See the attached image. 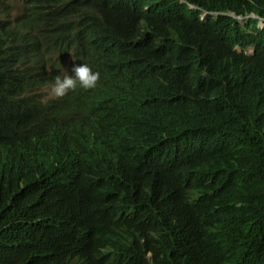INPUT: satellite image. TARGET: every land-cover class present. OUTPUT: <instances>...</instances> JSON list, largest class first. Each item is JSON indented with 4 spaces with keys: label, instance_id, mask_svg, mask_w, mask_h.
I'll return each instance as SVG.
<instances>
[{
    "label": "trees",
    "instance_id": "16d2710c",
    "mask_svg": "<svg viewBox=\"0 0 264 264\" xmlns=\"http://www.w3.org/2000/svg\"><path fill=\"white\" fill-rule=\"evenodd\" d=\"M18 1L0 0V264H264V0H123L154 9L148 30L101 0ZM106 34L126 51L109 83ZM64 58L97 86L43 97Z\"/></svg>",
    "mask_w": 264,
    "mask_h": 264
},
{
    "label": "clouds",
    "instance_id": "9594fccd",
    "mask_svg": "<svg viewBox=\"0 0 264 264\" xmlns=\"http://www.w3.org/2000/svg\"><path fill=\"white\" fill-rule=\"evenodd\" d=\"M1 1H3V3L9 2L11 4L13 8L12 10H14L13 12L11 11V14H13L15 10L19 9V1L18 2H12L11 0H1ZM3 3H0V7L3 5ZM101 3H102V8H103L105 15L112 17V20H113L112 26L117 27V20L120 16L122 6L136 9L146 16L148 23L144 21L143 19L140 20L141 26L144 29L148 30L149 24L160 23L161 18L157 16L154 9L145 2L125 4L123 0H101ZM183 3L186 4L191 9L192 8L199 9L200 16H203L204 13H209L208 11H203V8L196 2L189 4L187 3V1L185 2V0H176L175 5L179 6V5H182ZM217 11L218 12L215 14H218L220 10H217ZM221 13H227V11H221ZM0 17L2 16L0 15ZM261 20L262 19L259 17L258 18V21L260 22V23L258 22L259 24L262 23ZM248 47H250V51L246 52L245 50ZM234 48L236 50L240 49L238 45H234ZM251 51H252L251 44H247L244 47V52L250 54ZM125 58H126L125 49L122 46H120L118 43H116L115 41H112L111 37L108 34L103 36V39L97 44L93 52V60L95 63H97L102 68V73H103L102 79L106 83H109L115 79L121 78L120 76L123 71V68L122 69L119 68V65L125 61ZM69 70H70V67L66 71L61 72L60 66H59L60 74L54 77L53 85L52 84L43 85V86L48 87V92L45 96L43 95V97H46L52 94L54 98H63L70 91L76 90L77 87H80L81 89L87 91L90 89H94L99 82L100 73L94 72L92 68L89 67V65L86 63L74 65L73 68L71 69L73 75H68ZM60 75H62L63 77H61ZM40 91L42 92V86L40 88ZM137 206H138L137 202H131L128 199L123 200L121 202V206L119 207L117 214H120L121 212L127 215L132 214L133 209ZM134 217L136 218L140 226L141 218L137 216H134ZM100 248L103 249L102 246H100Z\"/></svg>",
    "mask_w": 264,
    "mask_h": 264
},
{
    "label": "rangeland",
    "instance_id": "374dc122",
    "mask_svg": "<svg viewBox=\"0 0 264 264\" xmlns=\"http://www.w3.org/2000/svg\"><path fill=\"white\" fill-rule=\"evenodd\" d=\"M11 1L12 2H18V0H11ZM186 1L189 4L195 3V2H193L191 0H185V2ZM13 11L14 10H12V12ZM203 11H208L212 15H214L215 13L218 12L216 8H203ZM219 13H221V11H219ZM227 13H231V12L230 11H227ZM238 17L241 18V16H238ZM245 51L246 52H249L250 51V47H248ZM69 66H70V64H69L68 60L64 58L63 61H62V63L60 64V70H61V72L66 71L69 68ZM42 92H43V95L45 96L47 94V92H48V87L47 86H42Z\"/></svg>",
    "mask_w": 264,
    "mask_h": 264
}]
</instances>
